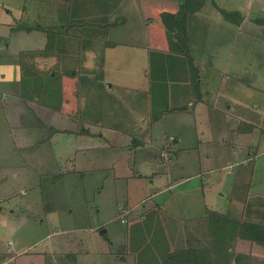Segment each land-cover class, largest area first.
Returning a JSON list of instances; mask_svg holds the SVG:
<instances>
[{
	"label": "rangeland",
	"instance_id": "1",
	"mask_svg": "<svg viewBox=\"0 0 264 264\" xmlns=\"http://www.w3.org/2000/svg\"><path fill=\"white\" fill-rule=\"evenodd\" d=\"M202 1L264 8V0H0V196L36 197V210H43L42 196L49 195L51 205V199L58 204L52 218L42 213L24 219L15 198L1 201L4 243L10 238L35 244L49 231L85 227L88 237L91 233L109 245L114 241V254L126 256L123 249L140 247L135 264H169L165 256L171 246L176 251L192 245L189 242L198 244L192 241L196 234L201 245L211 242L210 247L220 249L225 247L216 234L232 227L234 218L264 223V24L246 29L234 25V40L229 43L225 39L231 27L224 19L225 31H199V39L214 34L208 56L216 50L234 51L232 58H213L219 68L210 66L212 58L201 59L199 52L191 59L186 52L172 54L163 47L173 41L168 29L180 17L200 28L194 8ZM10 21L17 33L10 30L12 24L3 23ZM40 33L45 40L33 39ZM17 52L20 56H13ZM25 53L30 66L21 58ZM35 55L44 63L34 65ZM197 59L196 67L203 69L200 83L209 90L205 101L211 106L199 112L193 104L200 95L199 77L197 68L190 69V60L194 66ZM224 59H230L229 68L223 67ZM15 60L24 62L17 85L6 80L11 78L6 63ZM11 90L16 98L9 96ZM66 102L77 127L81 122L95 130L93 141L88 138L96 145L88 152L94 162L81 171L69 163L58 171L54 160L40 167L22 145L28 133L37 134L25 119L26 108L37 116L41 106L62 110ZM237 117L242 120L239 133L253 129L251 136L237 138L230 120L234 118L236 125ZM112 129L123 133L111 137L107 146L101 133ZM55 135L42 150L45 161L54 156L59 163L65 154L80 152L75 133ZM134 142L143 145L131 154ZM238 146L239 152L234 148ZM114 162L123 178L108 167ZM135 199L146 200L135 206ZM128 200L145 220L126 219L123 207ZM154 200L162 204V220L158 210L148 213L151 209L144 208L143 203ZM217 202L230 214L214 216ZM103 228L107 236L101 233ZM225 240L228 245L234 235L229 233ZM231 250L240 258L231 264H264V245L240 238Z\"/></svg>",
	"mask_w": 264,
	"mask_h": 264
},
{
	"label": "crops",
	"instance_id": "2",
	"mask_svg": "<svg viewBox=\"0 0 264 264\" xmlns=\"http://www.w3.org/2000/svg\"><path fill=\"white\" fill-rule=\"evenodd\" d=\"M251 1L252 0H249V2H251ZM206 4H207V6H206ZM204 6L208 8L207 11L200 10ZM222 9L232 10V11L236 10V11L240 12L242 14V16L240 15V13H238V14L240 15L239 19H241V21L240 20L237 21L236 19L234 20V13L228 17H225L223 12H222ZM9 10H10V8H9ZM194 10H195L194 11L195 13H198V16L200 18V21H201L200 28L197 27L196 23L192 27L188 23L187 28L185 30H183L187 34H183V35H179V36H178V34H176L174 29L173 30L168 29L170 36L173 37V38L171 37V40H173V41L172 42L170 41L171 43L169 42L168 45L163 46V47H165V49H167L168 51H171V53L174 55H177L175 53L182 55L183 54L182 52H186L188 55H190L193 58L194 56H196L195 54L197 52H199L200 54L198 56L201 59H203L205 57H207V58L210 57V58H212V60L215 57L218 59L222 58V57L223 58L224 57H231L232 58L234 56L233 50H229V51L216 50L214 52L212 51L211 54L208 56L206 54V51L209 50V47H210V45H209L210 41L209 40H212L214 34L208 35V33H207V35H208L207 37L199 39L198 32L200 31V33L202 34V33H204L206 28H208L209 30L211 29L212 31L215 30L216 32L225 31V29H226L225 25L226 24L224 22H222L224 19L230 23V27H231L230 28V34L225 39V41H227V43H229V42L234 40V25L236 27L246 29V28H248L249 25H251V26L252 25H256V26L261 25L262 26L263 20H264V8H262L260 6H255L251 10V9L238 8V7L237 8L224 7V5L221 6L216 1H213V2L202 1L199 3V5L195 6ZM246 10H248V11H246ZM106 15H108V13H105L102 16L104 18H106L105 17ZM76 17H79V16H76ZM235 18H238V15H236ZM3 23H7L8 26H9V24H12L11 29H10V27H9V29L11 31H15V32L17 31V30H14V28L17 29V27L13 26L14 22L10 21V22H3ZM206 24H207V26H206ZM220 27H221V29H220ZM223 27H225V28H223ZM108 28L109 27H106V29H108ZM34 29H36V28H34ZM29 31H31V30H29ZM195 32H197V35ZM32 37H33V39H42V40L46 39L44 34H41V33L38 36L36 34H34V35H32ZM179 41L183 42V45ZM200 49H202L203 50L202 52H204V53H202ZM191 51H192V54H190ZM26 53H28V52H26ZM26 53L21 56V58H25L24 62H28V60H27L28 55H26ZM37 53H34V54H37ZM262 53H264V52H262ZM13 56L19 57L20 55L17 52ZM184 56H186V55H184ZM34 58H35V60L32 62V63H34V65H36V64L40 65V64L44 63L42 61V59L40 58V55H35ZM193 61L194 60H190V63L192 64ZM24 62L18 63L17 60L8 61V63H6V64H8L7 69L10 72L11 78H6V80H11V82L16 81V85H17L18 80H20L19 75H18V68L21 67ZM199 62H200V60L197 59L196 62H194V66H192L190 64V69L197 68L196 73L199 77L198 79H199V94L200 95L198 97V100H196L197 102H193V104L195 105V111H197V112L204 111V110L206 111L209 109V107H211L210 105H207V103L205 101L208 97H204V94L206 92H209V90L206 87H203L202 83H200V73L202 72L203 69L201 70L199 67H196L197 64L200 65ZM214 62H215V59L212 61V63L214 65L211 64L210 66H212L213 68H219L218 66H220V65H218ZM221 62H222V60H221ZM30 63L31 62L29 61L27 66H30ZM49 63H51V62L46 63L47 66ZM229 64H230V59L228 61H226L224 59V66L223 65L222 66L224 68H229ZM183 67H184V68H182L183 70H186V71L188 70L187 64L185 65V63H184ZM2 82H4V81L2 80ZM246 83H248V82H246ZM252 85H254V84H252ZM0 94H2V93H0ZM5 95H6V92L3 93V96H5ZM15 95H16L15 90H11L9 93V96L16 98ZM67 104H69V103L66 102L64 108H61L62 110H54V109L52 110V109L47 108L45 106L39 105L41 107H40L39 113L36 114L37 116L33 115L35 113L30 114V112H27L28 109L25 107L26 108V111H24V114L26 115L25 119H27V123H28V121H30V123H31L30 129H34L35 133H37V134L34 136H30L28 133V135L24 138L22 145H23V148H25L27 150V152L30 153L29 154L30 160H32L36 164H39L40 167L46 168V167L50 166L51 160H54L56 162L54 163L53 167L59 169L58 171H60V170L62 171V167L63 168L66 167L67 163H69L71 168H74V170L81 171L89 165L90 160L92 162H94V160L90 159L88 152L90 151V149H92V148H94V146H96V145L89 142V139H92V141H93V139L95 138V130L89 128V126H87V125H83V123H81V122H78L79 126L77 127L76 126L77 123L72 118L70 119L69 112H71V111L66 109ZM42 109H44L45 111H41ZM50 115H51V117H50ZM21 117H19V120L23 121L24 119H22ZM240 119H242V118H240ZM48 120H51L53 123H51V124L48 123L47 122ZM66 120H69V121H66ZM230 120L233 121L232 127L234 128V131L237 133V138H238V136H241V137L242 136H251L253 134L252 133L253 129H251L252 131L248 129L249 131H246L244 133H239L240 121H242V120H239V117H237V120H236L237 124L236 125L234 124V118H232ZM86 127H87V129H86ZM109 131H111L109 134L101 133V136L106 137L108 140V142L106 141L107 146H108V143L110 142V140L112 141L111 137H117L118 135H122V133H123L121 130L112 129ZM28 132H29V130H28ZM60 132L62 134H64V133L70 134L71 136H72V133H75L77 135V138H79V140H80V143H79L80 152H78V150H77L74 153L65 154L66 156H63V157H65V159L63 160V157H62V159L59 160V163L57 162L58 157L55 158L54 156L50 158V162L45 161L41 155V153L43 152L42 150L48 149V145L51 144L50 141H51V138L53 137V135L56 134L55 135V137H56V136L60 135ZM124 136H125V134H124ZM226 138L227 137H224L221 140V143L223 145L227 144L225 142ZM232 138L234 139L233 136H232ZM149 139H150V137L148 138V141H149ZM233 142H234V140H233ZM142 145H138V143L134 142V144H133L134 148L130 149L129 152H131V154H135L137 152L138 148H142ZM246 145L244 147H241V148H245ZM101 146L102 145H100L99 147H101ZM234 148H235V151L239 152L240 146L234 147ZM171 156L174 158L175 155L173 153H171ZM125 158L127 159V157H125ZM62 162H63V164L60 165V163H62ZM127 163L131 165V160L127 161ZM117 164H118V162H116V163L114 162L113 164L110 163V166H108V167L111 168L113 171L115 170L114 175L117 174V177L123 178L124 175L120 172V170H119L120 166H118ZM128 166L126 165V167H128ZM124 167H125V164L121 168H124ZM178 168H179V166H178ZM153 172L157 173L158 171L153 169ZM45 195H48V194H45ZM129 197L130 196H128V198ZM12 198H15L13 201H15V203L18 207L17 209L22 210V212H23L22 215H23L24 219H29L35 215L40 217L43 214H45L46 217L48 215L49 218H52L58 212L57 202L54 199H51V201L53 200V205H51L52 202H50L49 201L50 199H48V198H50L49 195L41 197L42 202L41 201L40 202L43 205V210H42V208L40 210H36L35 207H36V203H37L36 202L37 198L32 197V196H24L21 198H18V197L16 198L15 196H0V202L5 201L7 199H12ZM237 198L238 197H236V198L232 197V200L237 199ZM135 200H136L135 206H137V205L141 204L140 202H143L146 199H143V200L138 199V201H137V199H135ZM131 202H133V201H131ZM127 204H129V205H127ZM133 204L134 203L131 204L130 201L128 200V203H126V205H124V207H123V210L124 211L127 210V212H128V213H125L124 215L127 214L130 217V218L126 217V219L128 221H130V223L133 222V220H137L139 216L141 219L145 220L147 217L143 218L142 213H141V215L136 214L137 210L135 209V207L133 208V206H132ZM143 205H144L145 209H147V208L151 209L148 211V213L153 212L152 210H154V211L158 210L157 212H158L159 220H162V214L160 213V209H163V207L161 206L162 205L161 202L154 200V201H152V203L150 205H146L144 203H143ZM220 207H221V205L219 206V204L217 202L216 208L215 207H213V208H215L218 211H222V209ZM222 212H226V211H222ZM226 213L230 214V213H228V211ZM51 214H52V216L50 217ZM238 216H240V215H238ZM126 219H125V221L127 222ZM103 226L101 225L100 227H103ZM80 229H82L81 233L79 232ZM93 229H98V228L93 227ZM85 231H86L85 227H75V228H69V229L67 228L66 231H61V232L59 230H55V231L52 230V231L47 232L46 235H44L40 240L36 241L35 244L31 243L29 245H24L19 240H16V242L12 241L10 238L7 239L8 241L6 243H4L3 239L0 238V264H127V263L128 264H135L136 261H139L137 252L140 251V249H141L140 247L136 246L134 250L128 249V251L125 250L126 248L123 249V251L127 252L126 256H125V254L121 256L119 254V252L117 254H114L115 253L114 248L116 247V244L114 243V241H112L111 245H109L108 243L103 244L99 240L95 239L94 236H91V233H90L89 237L86 236L87 234L85 233ZM106 231H107V229L103 228L101 230V233L107 236ZM79 233L80 234L84 233L85 236L81 235L79 237V235H78ZM144 234H146V232ZM199 234L204 235L201 232ZM198 237H199L198 234H196L192 238V241L194 240V241L198 242V244H195V242L194 243L189 242V243L192 244L193 246H204V245H201V242L199 241L200 238L198 239ZM173 244H174V242H173ZM118 246H120V244ZM171 247H172L171 251H175L174 247L173 246H171ZM109 260H111L112 263H108L107 261H109Z\"/></svg>",
	"mask_w": 264,
	"mask_h": 264
},
{
	"label": "trees",
	"instance_id": "3",
	"mask_svg": "<svg viewBox=\"0 0 264 264\" xmlns=\"http://www.w3.org/2000/svg\"><path fill=\"white\" fill-rule=\"evenodd\" d=\"M222 12L225 17H228L234 13V20L237 21L241 19L240 15L242 14L236 10H226L222 9ZM240 13V15L238 14ZM238 15V18H235V16ZM83 16H81L79 19H82ZM262 21V20H261ZM99 24V23H98ZM107 24L104 23V25ZM186 20L183 22L182 17L180 19L174 21L173 26H177V29L175 28L176 34L181 35L184 33L183 30L186 29ZM264 24V20H263ZM103 24H99V26H102ZM72 26V24H71ZM171 26L170 28L172 29ZM173 30V29H172ZM181 34L178 33V31ZM69 32V31H68ZM180 42V41H179ZM183 43V42H182ZM190 59L191 56L189 55ZM189 60V59H188ZM214 216H221L224 214H227L226 212H221L216 210V212H213ZM231 233L234 235V241L229 240L227 242L228 245L225 243V237ZM221 237V247L220 249H214L211 246V242L208 246H182L178 248L176 251L169 252V255H166L165 257L170 260L169 264H231L232 262L236 261L237 263L240 261V258H235L234 252L231 250L233 247V244L235 245L236 241L240 238L251 240V242H255L257 244L264 245V223H258L255 221H248V220H240L238 218H234V225L232 227H227L221 231L219 234ZM220 247V246H219ZM238 257V256H237Z\"/></svg>",
	"mask_w": 264,
	"mask_h": 264
}]
</instances>
